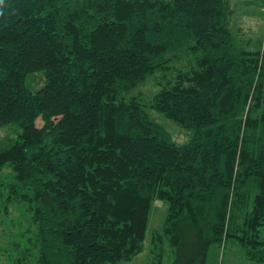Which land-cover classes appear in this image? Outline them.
<instances>
[{"label": "trees", "instance_id": "16d2710c", "mask_svg": "<svg viewBox=\"0 0 264 264\" xmlns=\"http://www.w3.org/2000/svg\"><path fill=\"white\" fill-rule=\"evenodd\" d=\"M0 13V143L21 129L0 146L2 264L130 262L156 199L168 210L151 264H207L230 241L264 263V47L237 42L232 0H3ZM152 77V97L133 92Z\"/></svg>", "mask_w": 264, "mask_h": 264}, {"label": "rangeland", "instance_id": "374dc122", "mask_svg": "<svg viewBox=\"0 0 264 264\" xmlns=\"http://www.w3.org/2000/svg\"><path fill=\"white\" fill-rule=\"evenodd\" d=\"M235 9L233 19V33L239 44H246L248 50L255 51L258 46L264 47V0H232ZM259 40L262 42L259 45ZM45 84V74L37 71L31 74L27 80V86L36 91ZM158 90L155 79H148L143 85L138 86L133 92H139L143 96L152 97ZM152 115L172 133L178 142H185L188 137L182 128L175 122L166 118L162 113L151 110ZM21 131L16 125L7 124L1 130V147H7ZM7 170V169H5ZM3 173H0L2 175ZM168 210V204L162 200H154L150 211L148 229L145 239V249L130 262L121 264H151L152 253L150 251L153 232L162 228ZM1 243V240H0ZM0 264L2 260L0 258ZM207 264H264L248 261L243 257V251L230 241L224 247L213 245L208 253Z\"/></svg>", "mask_w": 264, "mask_h": 264}, {"label": "clouds", "instance_id": "9594fccd", "mask_svg": "<svg viewBox=\"0 0 264 264\" xmlns=\"http://www.w3.org/2000/svg\"><path fill=\"white\" fill-rule=\"evenodd\" d=\"M0 4H3V0H0ZM0 15H2V13H0Z\"/></svg>", "mask_w": 264, "mask_h": 264}]
</instances>
